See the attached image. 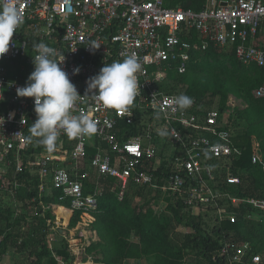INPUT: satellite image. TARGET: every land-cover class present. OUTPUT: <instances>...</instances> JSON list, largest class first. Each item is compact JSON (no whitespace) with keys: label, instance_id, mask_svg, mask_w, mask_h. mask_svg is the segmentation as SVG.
Returning a JSON list of instances; mask_svg holds the SVG:
<instances>
[{"label":"built area","instance_id":"built-area-1","mask_svg":"<svg viewBox=\"0 0 264 264\" xmlns=\"http://www.w3.org/2000/svg\"><path fill=\"white\" fill-rule=\"evenodd\" d=\"M209 47L264 67V0H0V200L44 222L49 240L75 210L77 224L94 220L108 180L118 199L130 184L158 188L214 223L234 222L242 203L264 212V199L230 191L242 181L231 117L242 101L229 95L220 110L163 87ZM252 93L264 99V85ZM251 150L262 163L254 139ZM246 247L228 263L259 264Z\"/></svg>","mask_w":264,"mask_h":264},{"label":"trees","instance_id":"trees-1","mask_svg":"<svg viewBox=\"0 0 264 264\" xmlns=\"http://www.w3.org/2000/svg\"><path fill=\"white\" fill-rule=\"evenodd\" d=\"M165 2L200 10L205 0ZM190 54L185 72L168 71L164 89L184 99L192 98L199 106L211 107L218 100L220 110L229 95L242 101L243 106L235 108L231 116L232 141L241 150L233 161L232 172L242 181L232 185L230 191L238 197L264 199V99L252 93L264 85V67L242 64L234 52L214 47ZM253 139L259 143L262 163L251 160ZM164 174L168 177L171 172ZM110 182L103 184L97 206L91 211L94 220L88 223L97 239L83 249L95 264H229L228 255L244 245L246 263L259 255V264H264V212L251 204L233 206L236 220L214 223L209 230L204 212L185 208L167 192L130 184L128 192L118 199ZM161 200L167 204L156 211ZM80 213L73 212L70 228L80 221ZM46 234L44 222L15 217L7 203L0 200V264L9 252L10 264H74L67 240H49ZM90 262L81 257L78 264Z\"/></svg>","mask_w":264,"mask_h":264},{"label":"rangeland","instance_id":"rangeland-1","mask_svg":"<svg viewBox=\"0 0 264 264\" xmlns=\"http://www.w3.org/2000/svg\"><path fill=\"white\" fill-rule=\"evenodd\" d=\"M215 101L216 102H214V104L212 106H216V103L218 100H215ZM241 106H243L242 102L240 103V107ZM204 216H205V214H204ZM67 218H69V216ZM212 218H213V214H211V213L208 215V217H206V222L209 226L208 227L209 230L212 227V225L214 224V221L212 220ZM67 221L64 222L65 225L67 224ZM179 230L185 231V229L181 228V227H179ZM61 234H62L61 235L62 237L60 235H57L54 240L58 241V240H61L63 237L65 240H67V242L70 244L69 250L75 256L74 264H78L77 261H80L81 257L84 258L85 260H87V259L91 260V262L89 264H95L90 256L83 254L84 247L86 245H88L92 240H94V239H92L91 230L89 228V225H87V223L77 224L73 228L67 227L66 229H64V232ZM11 257H12L11 252L7 253L3 257L2 264H10ZM81 262H83V261H81ZM125 264H139V263H137L136 261L135 262L127 261Z\"/></svg>","mask_w":264,"mask_h":264},{"label":"bare ground","instance_id":"bare-ground-1","mask_svg":"<svg viewBox=\"0 0 264 264\" xmlns=\"http://www.w3.org/2000/svg\"><path fill=\"white\" fill-rule=\"evenodd\" d=\"M55 213L57 214V216H61L63 218H67L69 216V214H70L69 211H66V210H64L62 208H56ZM63 224H64V222H63Z\"/></svg>","mask_w":264,"mask_h":264},{"label":"crops","instance_id":"crops-1","mask_svg":"<svg viewBox=\"0 0 264 264\" xmlns=\"http://www.w3.org/2000/svg\"><path fill=\"white\" fill-rule=\"evenodd\" d=\"M58 218H61V216H57ZM69 218H63V222L67 221ZM91 236H92V239L96 240L97 239V236L95 234V232H91ZM79 261H77L78 263Z\"/></svg>","mask_w":264,"mask_h":264}]
</instances>
